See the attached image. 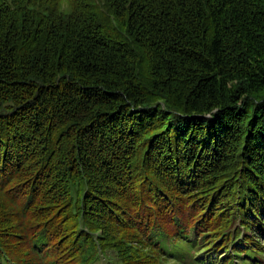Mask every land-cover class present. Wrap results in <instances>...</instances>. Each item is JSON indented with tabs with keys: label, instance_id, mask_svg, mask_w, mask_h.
Returning <instances> with one entry per match:
<instances>
[{
	"label": "trees",
	"instance_id": "obj_1",
	"mask_svg": "<svg viewBox=\"0 0 264 264\" xmlns=\"http://www.w3.org/2000/svg\"><path fill=\"white\" fill-rule=\"evenodd\" d=\"M65 1L0 0V264L264 263V0Z\"/></svg>",
	"mask_w": 264,
	"mask_h": 264
},
{
	"label": "rangeland",
	"instance_id": "obj_2",
	"mask_svg": "<svg viewBox=\"0 0 264 264\" xmlns=\"http://www.w3.org/2000/svg\"><path fill=\"white\" fill-rule=\"evenodd\" d=\"M62 4H63V6H65V7H69V4L65 1V0H62ZM7 217H4L3 218V220H4V222L6 223V219ZM10 232V231H9ZM228 233V232H227ZM213 236H216V235H213ZM213 236L211 237V239H213ZM16 239H22V237H18V238H16ZM16 239H13V241L11 242L12 244H13V246L14 247H16V245L18 244V241L16 240ZM5 240V239H4ZM6 241V240H5ZM1 242H3V238L1 237ZM7 242V241H6ZM63 242H61L60 244H62ZM148 244H149V242L148 241H145L143 244H140L141 245V247H142V252H146L147 251V249H146V247L148 246ZM47 245L48 244H46V245H44V246H46L47 247ZM43 248V247H42ZM41 248V249H42ZM56 249H57V247L56 246H54L53 248H52V250L51 251H48V252H50V255H52V256H55L56 254H58L57 255V257L58 258H64V257H61L62 256V254L61 253H59V251L57 250L56 251ZM13 252L14 253H16L17 254V256L18 257H23L24 256V254H23V252H24V248H21V249H18V248H14V250H13ZM215 252H217V253H215V255H214V257L213 258H215V259H219V261L221 262V261H223L224 259H223V256H225L226 255V253H225V250H223V251H215ZM264 252V251H263ZM47 255H49V254H47ZM115 256L112 254V256H111V252H109V253H106V255L105 254H102V257H101V261L99 262V263H96V264H123L122 262L120 263V262H117L116 260H115V258H114ZM259 259L258 260H264V255L263 256H261V257H258ZM36 259V261L34 262V264H47V263H45V262H47L46 261V258H43V260H38V258H35ZM242 259L243 258H241L240 259V261H242ZM244 259H246V258H244ZM243 259V260H244ZM55 262V263H54ZM66 262V260H63V261H59V260H57V261H55V260H53L52 261V264H71V263H65ZM168 264H175L174 262H171V263H168ZM240 264V263H239ZM260 264H264V263H260Z\"/></svg>",
	"mask_w": 264,
	"mask_h": 264
}]
</instances>
